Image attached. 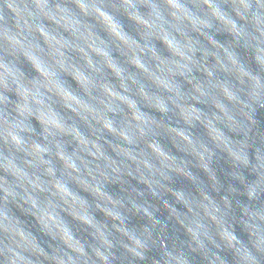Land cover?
I'll list each match as a JSON object with an SVG mask.
<instances>
[{"label": "clouds", "instance_id": "1", "mask_svg": "<svg viewBox=\"0 0 264 264\" xmlns=\"http://www.w3.org/2000/svg\"><path fill=\"white\" fill-rule=\"evenodd\" d=\"M0 264H264V0H0Z\"/></svg>", "mask_w": 264, "mask_h": 264}]
</instances>
